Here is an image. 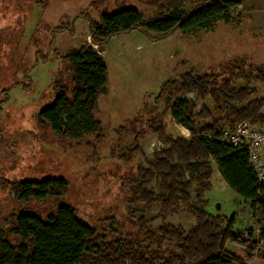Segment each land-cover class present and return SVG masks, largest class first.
I'll return each mask as SVG.
<instances>
[{
    "label": "trees",
    "instance_id": "trees-1",
    "mask_svg": "<svg viewBox=\"0 0 264 264\" xmlns=\"http://www.w3.org/2000/svg\"><path fill=\"white\" fill-rule=\"evenodd\" d=\"M184 1L170 0L161 7L160 15L148 19L135 7H101L97 19H88V35L102 49L111 37L132 30L163 37L175 30L207 29L215 20H229V7L240 3V0H203L184 11L181 8ZM103 2L96 0L92 5ZM63 30L68 28L60 26L56 31ZM62 57L71 86L63 82L53 85L52 99L38 111L39 121L60 138L82 142L94 135L93 142L99 143L103 128L97 117V98L106 92L105 61L91 44L82 40ZM161 86H165L162 88L164 111L191 135L181 138L166 134L155 117L138 123V133L157 124L153 132L165 148L150 158L143 156V162L133 161L124 180L129 203L158 205L153 218L157 223L139 217L132 219L135 228L131 231L111 224L99 230L79 218L73 205L63 202L44 217L26 208L11 210L6 215L7 225L0 228V264H250L253 261L259 245L253 239L246 244L249 237L244 239L235 229L234 213L213 215L204 207L215 166L227 186L247 202L251 216L259 225L260 238L264 239V182L258 180L246 147L220 140L222 128L233 132L242 121L252 127H264V64H252L237 57L224 63L217 73H186L175 80H166ZM190 91H195L199 99L210 98L217 113L212 114L206 106L198 108L184 96ZM136 131L132 132L133 136ZM123 148L116 158L129 162V150ZM8 172L4 175H9ZM10 176L9 184L6 181L4 184L19 203L47 197L57 200L68 187L66 179L59 174L42 178H19L17 173ZM150 183H155V192L148 188ZM178 212L189 213L193 225L186 228L167 220L170 214ZM106 219L109 223L118 221L115 217ZM227 243L241 247L244 256L228 252ZM148 245L153 248L148 250Z\"/></svg>",
    "mask_w": 264,
    "mask_h": 264
},
{
    "label": "rangeland",
    "instance_id": "rangeland-1",
    "mask_svg": "<svg viewBox=\"0 0 264 264\" xmlns=\"http://www.w3.org/2000/svg\"><path fill=\"white\" fill-rule=\"evenodd\" d=\"M93 1L0 0V228L7 225L6 215L11 210L26 208L44 217L59 202L73 205L79 218L99 230L111 224L131 231L135 228L133 218L152 221L158 205L129 203L124 180L134 162H143V156L150 158L165 145L153 132L157 124L138 133V123L155 117L166 134L181 138L191 135L164 111L162 83L186 73H217L224 63L237 57L264 64V0H240L229 7V20H215L207 29L175 30L163 37L132 30L111 37L102 49L88 35V19H97L101 7H135L148 19L160 15L161 7L170 0H104L96 6ZM201 1L185 0L181 8L188 11ZM60 26L68 30L56 31ZM81 40L97 50L107 69L106 92L97 98V117L103 128L99 143L93 142L94 135L82 142L60 138L37 116L52 99L53 85L63 82L71 86L62 56ZM184 96L198 108L206 106L212 114L217 113L210 98L199 99L195 91ZM123 147L129 150V162L116 158ZM213 168L204 210L213 215L234 213L238 224L235 229L244 239L249 237L246 244L251 239L258 243L254 258L264 259L259 255L264 239L247 202L226 186ZM12 173L19 178L59 174L67 181V191L57 200L47 197L19 203L4 184H9ZM148 188L155 192V183L148 184ZM108 217L118 221L109 223ZM167 220L186 228L194 223L186 212L170 214ZM152 248L148 245V250ZM225 249L244 256L243 249L235 244L227 243Z\"/></svg>",
    "mask_w": 264,
    "mask_h": 264
},
{
    "label": "built area",
    "instance_id": "built-area-1",
    "mask_svg": "<svg viewBox=\"0 0 264 264\" xmlns=\"http://www.w3.org/2000/svg\"><path fill=\"white\" fill-rule=\"evenodd\" d=\"M225 130V128L221 129L220 140L230 142L235 146L246 147L249 162L253 166L258 180L264 182V154L262 155L264 128H251L248 122L242 121L236 126L234 132H229L227 129L228 135H226Z\"/></svg>",
    "mask_w": 264,
    "mask_h": 264
},
{
    "label": "crops",
    "instance_id": "crops-1",
    "mask_svg": "<svg viewBox=\"0 0 264 264\" xmlns=\"http://www.w3.org/2000/svg\"><path fill=\"white\" fill-rule=\"evenodd\" d=\"M224 182H225V181H224ZM225 185L227 186L226 182H225ZM244 203H246L245 200H244ZM247 207H248V205H247ZM238 223H239V222H238ZM234 225H238L237 222H236V220H235V224H234ZM235 227H236V226H235ZM259 255H260L261 257H264V245H262L261 252H260ZM257 256H258V255H257ZM250 264H264V259H263V258L255 257V258L253 259V261H252Z\"/></svg>",
    "mask_w": 264,
    "mask_h": 264
}]
</instances>
